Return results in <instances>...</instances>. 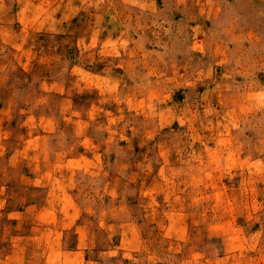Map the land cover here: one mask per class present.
Returning a JSON list of instances; mask_svg holds the SVG:
<instances>
[{"label": "rangeland", "instance_id": "1", "mask_svg": "<svg viewBox=\"0 0 264 264\" xmlns=\"http://www.w3.org/2000/svg\"><path fill=\"white\" fill-rule=\"evenodd\" d=\"M0 264H264V0H0Z\"/></svg>", "mask_w": 264, "mask_h": 264}]
</instances>
